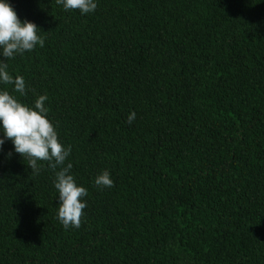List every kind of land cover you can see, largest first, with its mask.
<instances>
[{
	"label": "trees",
	"instance_id": "16d2710c",
	"mask_svg": "<svg viewBox=\"0 0 264 264\" xmlns=\"http://www.w3.org/2000/svg\"><path fill=\"white\" fill-rule=\"evenodd\" d=\"M9 3L45 43L8 61L26 94L0 88L48 96L88 194L65 229L48 162L7 141L0 264H264V0Z\"/></svg>",
	"mask_w": 264,
	"mask_h": 264
},
{
	"label": "clouds",
	"instance_id": "9594fccd",
	"mask_svg": "<svg viewBox=\"0 0 264 264\" xmlns=\"http://www.w3.org/2000/svg\"><path fill=\"white\" fill-rule=\"evenodd\" d=\"M62 9L78 10L81 15L94 13L98 0H56ZM40 28L27 19L21 20L9 0H0V85L13 86L12 91L26 94V83L22 76L11 75L8 61L17 55L33 51L37 46L44 47V38ZM5 60L7 62H5ZM46 94L39 95L29 106L6 88H0V153L10 141L16 154L27 159L31 172L40 170L39 161L48 162V167L55 173L53 186L58 193L57 219L65 229L78 228L87 202V189L79 185L72 174L73 165L65 162L71 155L70 145L65 146L59 139L57 126L49 119ZM136 117L135 112L128 116V123ZM11 152L8 154L11 156ZM59 169V170H57ZM114 181L108 170H102L94 179L99 188H111Z\"/></svg>",
	"mask_w": 264,
	"mask_h": 264
}]
</instances>
